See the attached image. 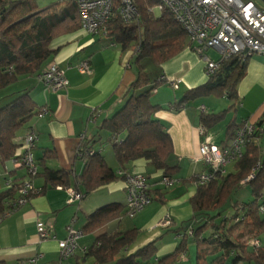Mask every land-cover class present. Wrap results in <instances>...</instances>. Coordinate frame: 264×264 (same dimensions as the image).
Listing matches in <instances>:
<instances>
[{"label": "crops", "instance_id": "1", "mask_svg": "<svg viewBox=\"0 0 264 264\" xmlns=\"http://www.w3.org/2000/svg\"><path fill=\"white\" fill-rule=\"evenodd\" d=\"M186 41L188 44L178 53L157 65L158 71L153 82L157 81L158 85L150 95L151 103L162 108L155 116L165 124L172 140V153L166 162L174 169L164 173L142 158L125 163L123 172H140L146 176L152 197V201L132 217L126 215L124 178L120 174L111 143L107 141V133L104 132L106 136L103 137L100 128L102 121L119 108L123 102L121 95L136 79L138 69L132 62L135 55L129 49L121 50L112 38L87 33L80 27L50 42V48L56 52L48 63L54 61L64 69L68 85L55 90L46 87L36 75L29 76L33 79V83L27 85L31 87L30 96L45 112L42 116H33L18 135L22 136L28 131L37 133L38 142L34 148L37 163L39 158L48 156L45 161L47 168L68 170L70 177L81 174L84 162L77 157V150L84 140L88 141L87 144L104 157L116 178L91 190L80 202L67 203V192L58 185L40 190L43 180L38 173L33 181L39 192L0 222V263L20 264L35 257V264H87L90 258H84L83 253L96 236L134 228L138 232L137 238L128 251L134 252L155 241L152 264L155 259L171 253L182 235L195 227L191 220L189 200L197 190V175L206 168L200 159L199 146L205 141L217 146L227 144L229 139L225 130L231 117L240 122L244 119L257 120L264 115V55L248 57L246 74L237 84L236 110L229 111L226 118L213 128L204 129L199 120L200 108L203 107L208 114L216 113L226 109L231 101L224 96L210 100L196 99L182 105L179 110L172 108L171 104L181 98L182 90L201 85L208 79L201 56L187 36ZM210 50L214 55L209 54ZM205 54L217 58L214 49L206 50ZM83 59L89 62V72L82 74L76 65ZM160 75L180 80L178 88H172L166 81H158ZM93 109H98L99 113L96 121L90 122ZM263 141L264 134L261 138ZM5 166L9 170V162ZM41 170L38 164V172ZM164 175L171 177L173 184L164 186L161 183ZM12 177H17L18 181L23 177V170L17 169ZM108 206H111L110 209L115 207L117 215L93 230L86 229L77 241L75 253L61 259L57 240L66 236V226L73 220L74 228H83L92 213ZM166 214L170 217V225L158 227V222ZM124 217H129L130 221L121 227ZM38 221L52 228L54 238H39L36 231ZM258 238L261 241L260 248L264 249V236ZM185 243L186 250L178 255L176 264H197V253L204 245L197 244L193 236L188 234ZM211 259L209 256L199 262L207 264ZM225 264H231L230 257ZM238 264L256 263L240 261Z\"/></svg>", "mask_w": 264, "mask_h": 264}, {"label": "trees", "instance_id": "2", "mask_svg": "<svg viewBox=\"0 0 264 264\" xmlns=\"http://www.w3.org/2000/svg\"><path fill=\"white\" fill-rule=\"evenodd\" d=\"M134 3L138 11L135 20L123 24L114 9L105 29L106 36L119 44L121 50H131L137 63L148 57L159 64L188 44L185 33L167 9L159 16L153 14L151 7L157 0H134ZM79 27L77 5L73 0H58L43 7H39L36 0H0V99L3 100L0 105V214L18 197L14 186H2L8 177L4 174L5 164L15 155L20 130L44 110L32 100L31 87H19V82L29 76H38L46 68L49 58L56 52L49 46L53 39ZM247 61L248 57L229 56L205 83L186 89L181 98L171 104L172 108L179 110L190 101L210 95L216 98L224 96L231 101L226 109L209 114L203 110L199 116L204 129L221 123L229 111L237 108V84L246 74ZM137 69L136 79L121 95L123 104L102 121L100 129L107 133V141L111 143L121 172L127 161L142 158L155 169L168 173L174 169L166 162L172 153V140L165 124L155 116L162 108L150 101L158 82H151L141 64L138 63ZM251 121L263 126L264 115ZM240 122H236L235 117L229 118L225 130L229 140ZM261 138H250L242 156L234 162L232 171L218 175L208 184L198 185L190 198L191 220L195 226L191 236L197 244L204 245L197 253V264L209 256L212 259L207 264H225L229 257L231 264L240 261L264 264V249L254 248L248 243V239L264 233V212L260 211L264 200V141L261 142ZM87 143L85 140L82 142L77 154L90 149L93 153L77 155L83 160L84 167L81 174L73 177L68 170L47 168L45 161L48 156L38 159L42 168L38 172L43 180L41 191L58 185L87 194L116 178L104 157ZM256 164L258 168L252 171ZM16 170H11L8 175L11 177ZM249 175H253L252 178L242 183ZM122 177L125 178L124 174ZM12 180L16 181L17 177H12ZM244 184H250L252 200L233 203V212L222 216L220 209L224 203L235 189ZM148 193L151 196L149 190ZM110 207L92 213L82 228L83 233L115 217L118 210ZM137 234L134 228L100 234L85 249L83 257L91 258L92 264H150L155 256V241L134 252L128 251ZM186 237L187 233H184L171 253L155 259L152 264H176L178 255L186 250Z\"/></svg>", "mask_w": 264, "mask_h": 264}, {"label": "built area", "instance_id": "3", "mask_svg": "<svg viewBox=\"0 0 264 264\" xmlns=\"http://www.w3.org/2000/svg\"><path fill=\"white\" fill-rule=\"evenodd\" d=\"M77 5L80 28L90 34H102L106 36V24L111 14L116 9L119 19L123 24L135 20L138 11L134 0H73ZM167 9L176 24L183 30L194 50L201 56L204 62V70L209 77L213 75L220 64L229 56L250 57L252 55H264V7L258 6L253 0H157L151 7L155 16ZM208 49L217 51V58L205 54ZM80 73L89 72L87 59L81 60L76 65ZM46 87L60 89L68 85L64 69L55 62H49L46 68L37 76ZM158 81H166L172 88L177 89L180 80L167 79L160 75ZM203 111V107L200 108ZM45 110L37 116H42ZM99 110L93 109L89 121L95 122ZM203 130V128H201ZM264 134V126H257L251 120H241L233 137L224 146H217L208 141L199 146L200 159L205 165V170L197 175L196 184L204 185L212 182L218 175L228 173L226 166L235 162L242 156L244 146L250 138L259 140ZM17 149L15 155L8 160L12 170L22 169L24 176L18 181H13L8 175L5 166L4 174L8 177L4 180L5 187L14 186L18 197L9 203V206L0 214L1 220L26 203L30 197L39 192L34 185V178L38 173V163L34 156V148L38 142V135L34 131H28L16 138ZM93 149L83 150L78 156L92 154ZM83 154V155H82ZM258 164L252 169L255 171ZM124 187L126 190V215L134 216L144 209L151 201L149 185L146 176L140 172L123 173ZM253 175L247 176L241 182L244 183ZM174 180L164 175L161 183L170 186ZM59 188H63L58 186ZM67 192V203L80 202L84 193L72 187L64 188ZM264 212V200L260 206ZM170 217L166 214L158 222L157 226L166 228L170 225ZM37 235L41 239L54 238L52 228L42 221L36 223ZM188 235L192 231L187 232ZM83 235L82 228H74L73 220L66 226V236L57 240L61 259L72 256L77 249V241ZM248 243L254 248L261 245L258 237L248 239ZM184 256V254H182ZM36 258L22 261L20 264H35ZM145 264V263H141Z\"/></svg>", "mask_w": 264, "mask_h": 264}, {"label": "rangeland", "instance_id": "4", "mask_svg": "<svg viewBox=\"0 0 264 264\" xmlns=\"http://www.w3.org/2000/svg\"><path fill=\"white\" fill-rule=\"evenodd\" d=\"M55 1H58V0H36V3H37V5L39 7H43V6H46V5H48V4L52 3V2H55ZM253 1L258 6L264 7V5L262 4V2L260 0H253ZM209 54H213L214 55V53H213L212 50L209 51ZM132 62L134 63V65L137 68H138V63L141 64L145 68V71L148 74V77L150 78V80L152 82L155 80V76H156V73L158 71V67H157L158 64L152 62L151 59L148 58V57L142 58L138 63L135 61V59H133ZM31 83H33V79H32V77H28V78H24L23 80H21L19 82V85L18 86L19 87H23V86H27V85H29ZM165 88H168V87H165ZM183 92L184 91L182 90L181 93H183ZM206 98H208V100H210V99H216V97L210 95V96L201 98V100H205ZM0 101H1L0 102V105H2V103H3L2 101L3 100L0 99ZM122 104L123 103H121V105ZM220 105H222V104H220ZM104 132L105 131L103 130V132L101 133L103 135V137L106 136V133H104ZM233 164H234V162H232V163H230V164H228L226 166V170L228 171V173L230 171H232ZM7 168L10 169V170H12L11 167H7ZM9 172L10 171H8V174H9ZM246 178H247V176H246ZM2 186H3V184H2ZM251 200H252V195H251V187H250V184L240 185L237 189H235L233 191V193L229 196L228 200L224 203V205L220 209L221 215L222 216H225V215L231 214L233 212L232 211V205H233V203H235V202L247 203V202H249ZM129 221H130V218L129 217H124V220L122 222V226L121 227H124V225L126 224V222H129ZM261 236H264V233ZM87 264H92V259L91 258L87 260Z\"/></svg>", "mask_w": 264, "mask_h": 264}, {"label": "water", "instance_id": "5", "mask_svg": "<svg viewBox=\"0 0 264 264\" xmlns=\"http://www.w3.org/2000/svg\"><path fill=\"white\" fill-rule=\"evenodd\" d=\"M262 2V4L264 5V0H260Z\"/></svg>", "mask_w": 264, "mask_h": 264}]
</instances>
